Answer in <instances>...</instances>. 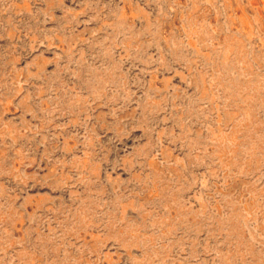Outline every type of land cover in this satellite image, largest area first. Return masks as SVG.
Here are the masks:
<instances>
[{
  "label": "rangeland",
  "instance_id": "obj_1",
  "mask_svg": "<svg viewBox=\"0 0 264 264\" xmlns=\"http://www.w3.org/2000/svg\"><path fill=\"white\" fill-rule=\"evenodd\" d=\"M0 264H264V0H0Z\"/></svg>",
  "mask_w": 264,
  "mask_h": 264
}]
</instances>
